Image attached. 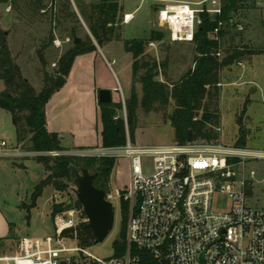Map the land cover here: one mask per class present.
<instances>
[{
	"label": "rangeland",
	"instance_id": "1",
	"mask_svg": "<svg viewBox=\"0 0 264 264\" xmlns=\"http://www.w3.org/2000/svg\"><path fill=\"white\" fill-rule=\"evenodd\" d=\"M75 1L78 2L79 0ZM83 1L87 3L90 0ZM176 1L178 0H151L150 2L149 0H118L120 5L119 39L101 47L112 66L110 75H105V80L117 86L112 91V98L113 101L122 104V109L117 112L118 116L125 118V101L130 96L132 88V55L125 48V40L145 39L152 29H160L163 32L164 37L160 42L149 43L145 49L149 56L159 61L167 60L164 74L158 75L160 81L174 82L188 68L193 66L195 56L193 44L191 42L172 41L168 30L160 27L156 22L155 12L164 3L169 4ZM124 13H132V19L127 23L122 22ZM234 21V25H225L224 29L227 34L221 40L222 51L225 52L230 47H244L247 51L244 58L249 57L259 62L262 61L264 66L263 54L250 53L264 49V0H243ZM0 26L8 31L11 52L21 67L22 74L35 89L39 90L42 85L43 71L46 70L48 73L54 71L59 56L69 47V39L60 38L58 29H55V39L48 43L50 26L47 17L27 12L21 0H8L6 3H0ZM41 47H45L46 64L44 66H42L37 53ZM263 66L255 83L247 84V86H240L237 70L230 66L222 68L218 99L220 123L215 129L218 139L206 141V143L219 144L226 149L233 148L239 151L264 153ZM230 82L234 83L230 84ZM135 87L140 96L141 84L136 82ZM3 89L4 83L0 79V91ZM173 108V102L157 112H144L138 108V126L133 143L160 145L175 142L173 128L166 118ZM239 124L242 125L245 133V145L242 148L235 146L239 135ZM99 127L101 129V123ZM1 141H4L6 145L0 147V207L13 222V236L3 240V244L0 245V255H11L19 250V239L53 234L54 220L51 216V205L56 202L64 203L68 198L75 199V193L72 182L65 192H58L51 186H45L41 194L36 197L34 206L28 208L32 204L31 195L35 186L47 174L44 165L38 162L35 157H54L56 155L51 152L27 151L25 150L27 149V142L18 144L11 114L0 107ZM97 147L103 148L99 144L95 147L71 148L58 152L59 155L64 154L76 158L103 156L101 150L94 149ZM78 153L86 155L79 156ZM104 155L115 158L114 166L108 173V191L112 194L110 201L114 209L113 228L107 237L98 243L92 242L84 246L77 238L65 240L67 246L84 247L88 252L100 258H108L114 255V244L119 238L123 220L121 201L115 195V190L124 189L130 182L128 159L124 156L117 157L114 153H105ZM141 166L145 174L151 173L153 169L151 158L143 157ZM236 171L240 177L241 168L237 167ZM250 171H253L254 174H249ZM245 174L248 182L245 189L246 205L264 207V158L247 159ZM218 198V204L226 203L228 200L226 195ZM72 220L76 225L81 222L77 216Z\"/></svg>",
	"mask_w": 264,
	"mask_h": 264
},
{
	"label": "built area",
	"instance_id": "2",
	"mask_svg": "<svg viewBox=\"0 0 264 264\" xmlns=\"http://www.w3.org/2000/svg\"><path fill=\"white\" fill-rule=\"evenodd\" d=\"M221 9L222 0L180 1L164 4L156 19L172 41L192 42L200 14L216 16ZM131 19L132 13H125L122 22ZM222 26L219 20L212 38L219 41ZM216 55L221 57V51ZM5 145L0 142V147ZM94 149L103 156L114 153L128 159L129 185L115 190L128 206L123 253L100 258L84 247L66 245L65 240L76 238L66 233L76 226L72 218L86 223L82 208L71 206L75 197L64 201L69 207L54 215L53 234L19 239V250L0 255V264H264V207L245 202L246 160L264 158V153L194 140L140 145L129 138L123 146ZM143 157L153 162L149 174L143 172ZM222 195L228 200L218 204ZM105 199H112L109 191Z\"/></svg>",
	"mask_w": 264,
	"mask_h": 264
},
{
	"label": "trees",
	"instance_id": "3",
	"mask_svg": "<svg viewBox=\"0 0 264 264\" xmlns=\"http://www.w3.org/2000/svg\"><path fill=\"white\" fill-rule=\"evenodd\" d=\"M21 1L27 12L47 17L50 26L48 43L55 39L54 30L58 29L60 38L69 39V47L59 56L53 72L43 71L42 85L37 90L22 74L21 67L11 52L8 31L0 26V79L4 83V89L0 91V107L10 112L17 143L27 142L25 150L65 151L67 149L62 146L59 134L49 131L46 127V104L50 97L65 84L76 56L96 50L95 43L102 47L119 39L120 5L118 0H96L87 3L83 0L78 2L74 0L76 11L71 0ZM6 2L8 0H0V3ZM242 2L243 0H222L220 15L211 16L206 12L200 14V23L196 27L191 42L195 53L193 66L188 68L178 80L171 83L158 79V75H163L165 72L167 60L159 61L145 51L149 43L160 42L163 39L164 34L160 29H152L145 39L134 38L124 41L125 48L132 55L131 93L125 101V118L117 115V112L122 109L120 102H98L101 147L123 146L127 138L133 142L138 126L137 109L141 108L144 112H157L168 107L171 102L174 103V108L166 118L173 128L175 142L185 143L189 131L194 141L218 139L215 129L220 123L218 109L220 71L240 61L247 54L244 47H230L223 52L221 40L227 34L225 25L235 24V15L240 10ZM219 20L223 22V26L220 28L218 41L212 38L211 33ZM75 38L79 40L75 42ZM44 49L45 47H41L37 52L42 66L46 64ZM218 50L222 53L221 57L216 55ZM250 53H259L264 56V49ZM136 82L141 84L140 96L135 87ZM238 134L235 146L242 148L245 145V133L240 124ZM35 159L44 165L47 174L35 186L31 195L32 204L28 208L34 206L36 197L41 194L45 186H51L58 192H65L70 187L71 164L84 167L91 173L98 172L93 184L107 192L108 173L115 162V158L109 156L76 158L64 154L54 157L37 156ZM71 206L82 208L77 200H74ZM67 207L69 205L65 203H53L52 218L57 212ZM121 212L123 217L121 231L114 244L116 255L122 254L126 245L127 203L121 202ZM66 233L76 237L84 246L91 244L95 239L85 226V222L67 229ZM4 238H0V245L3 244V240L10 237Z\"/></svg>",
	"mask_w": 264,
	"mask_h": 264
},
{
	"label": "crops",
	"instance_id": "4",
	"mask_svg": "<svg viewBox=\"0 0 264 264\" xmlns=\"http://www.w3.org/2000/svg\"><path fill=\"white\" fill-rule=\"evenodd\" d=\"M71 1L77 11L74 0ZM180 1L193 3L197 0H178L169 4ZM81 22L88 32L82 19ZM55 44L57 43L55 42ZM95 45L96 50L74 58L65 84L50 97L46 104V127L49 131L59 134L62 146L66 149L99 146L101 129L99 127L97 91L102 88L109 89L112 97V91L117 88L114 84L106 82L105 75H110L112 66L105 57L102 48L96 43ZM261 64L263 66L262 61L259 62L248 57L230 65V67L237 70L240 86H247V84L255 83L261 72ZM262 69L264 70V68ZM233 83L230 82V84ZM12 226L13 222L0 207V238L12 237Z\"/></svg>",
	"mask_w": 264,
	"mask_h": 264
},
{
	"label": "water",
	"instance_id": "5",
	"mask_svg": "<svg viewBox=\"0 0 264 264\" xmlns=\"http://www.w3.org/2000/svg\"><path fill=\"white\" fill-rule=\"evenodd\" d=\"M78 40L75 38V42ZM97 101L100 103L112 101L111 91L105 88L99 89ZM191 141L192 135L189 131L187 142ZM69 168L76 200L80 203L86 218L85 226L93 234L95 243L102 242L113 228L114 209L112 203L105 199V191L93 184L98 172L90 173L86 168L74 164H71Z\"/></svg>",
	"mask_w": 264,
	"mask_h": 264
},
{
	"label": "flooded vegetation",
	"instance_id": "6",
	"mask_svg": "<svg viewBox=\"0 0 264 264\" xmlns=\"http://www.w3.org/2000/svg\"><path fill=\"white\" fill-rule=\"evenodd\" d=\"M107 170V169H106Z\"/></svg>",
	"mask_w": 264,
	"mask_h": 264
}]
</instances>
